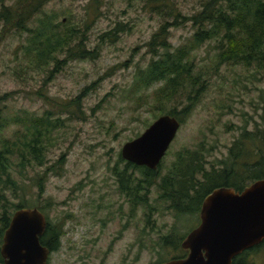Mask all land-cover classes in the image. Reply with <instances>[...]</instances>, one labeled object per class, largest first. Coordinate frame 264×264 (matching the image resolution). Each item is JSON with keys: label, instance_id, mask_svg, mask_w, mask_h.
I'll return each instance as SVG.
<instances>
[{"label": "rangeland", "instance_id": "374dc122", "mask_svg": "<svg viewBox=\"0 0 264 264\" xmlns=\"http://www.w3.org/2000/svg\"><path fill=\"white\" fill-rule=\"evenodd\" d=\"M21 5L19 0H0V13L4 6L15 10ZM180 6L189 15L199 9L198 0H180ZM42 10L56 15L55 21L64 26L79 30L86 47L97 50V57L62 62L66 57L60 53L59 64L56 60L40 64L28 53L30 32L21 26H34L38 15L31 20L0 17V95L12 93L7 100L8 114L27 110L34 116L49 112L60 118L51 134L45 164L28 168L21 179L24 190L8 189L10 203L3 200L0 205L9 208L27 198V207L44 206L52 222L69 216L61 246L50 255L48 264H154L181 255L183 250L176 249L175 243L199 224V214L178 217L169 203L159 199L155 186L151 210L144 205L134 208L120 192L114 171L124 168L125 161H120L124 144L167 114L155 109V86L134 96L131 93L135 71L151 59L146 42L161 19L149 12L145 0H46ZM118 24L124 29L116 40L101 39ZM192 29L190 23L172 28L170 41L180 44ZM217 44V40L207 41L194 51L208 87L163 158L165 173L183 147L204 143L207 167L212 168L229 159V148L245 129L264 131V72L239 64L217 66ZM86 86L89 92L82 101L83 117L77 104L68 103ZM185 103L173 100L166 108L180 111ZM13 130L12 125L7 133ZM245 144V150L256 148L252 141ZM63 154L64 165L57 162ZM13 170L14 175L18 173ZM41 175L45 184L42 195L36 185ZM13 204L10 211H14ZM171 234L174 243L164 246L162 238ZM244 260L264 264V245L251 250Z\"/></svg>", "mask_w": 264, "mask_h": 264}, {"label": "trees", "instance_id": "16d2710c", "mask_svg": "<svg viewBox=\"0 0 264 264\" xmlns=\"http://www.w3.org/2000/svg\"><path fill=\"white\" fill-rule=\"evenodd\" d=\"M19 1L22 5L15 10L14 7L4 6L0 17L16 15L21 19L31 20L33 15L34 19L38 15L34 26L28 28L21 25L30 32L27 51L36 57L38 63L46 64L56 60L59 64L60 53H64L66 57L62 62L97 57V50L86 47L85 37L83 34L79 36V30L64 26L62 22L55 21L56 15L42 10L46 0ZM145 1L149 12L157 15L161 24L146 42L152 56L146 66L135 71L131 93L134 96L155 86L152 99L157 103L155 109L161 113L175 116L181 123L192 113L208 87V80L196 64L194 51L207 41L218 42L217 66L226 63L239 64L253 66L264 72V0H198L199 9L190 15L183 12L180 0ZM188 23L193 28L192 34L175 46L170 41L172 28ZM123 29L124 27L118 24L114 29L102 34L101 39L107 37L114 41ZM88 92L89 86H86L68 103L69 106L72 103L77 104V110L83 117L85 112L82 101ZM11 95L10 92L0 95V202L6 200L7 204L10 201L6 191L24 190L25 186L21 183H24V180L21 179L26 175L28 168L45 164L51 134L60 121L59 117L55 118L49 112L42 116H34L27 110L8 114L7 100ZM178 99L185 100L184 107L180 111L176 107L167 110L166 106ZM149 100V97H146V101ZM12 125L14 130L8 134L7 131ZM248 141H252L256 148L245 150V143ZM229 150L227 161L221 160L219 164L209 168L204 143L195 148L183 147L175 153L166 173L162 170L163 161L156 169H150L128 162L120 155V161H125L124 168L114 170L119 190L132 202L134 208L144 205L150 211L153 207L151 192L155 186L159 190V199L169 203L168 207L173 209L178 217L185 214L200 215L202 202L213 189L230 186L242 191L253 181L264 178V131L257 129L255 133L245 129L242 138L235 141ZM57 162L64 165L65 154L61 155ZM13 168L18 172L15 175ZM36 185L42 195L45 191L44 175L37 179ZM12 204L9 208L6 204L3 207L0 205V208H3L0 213V262H3L1 244L5 230L14 211L27 207L29 199L23 198V201L13 204L14 211H10ZM35 207L44 212V206ZM68 218L67 215L64 220L52 222L47 216L48 224L41 236V243L51 251L60 248L65 234L63 226ZM172 237V234L164 236L163 245H169V241L174 243ZM183 239L184 236L177 240L176 249L178 246L182 249ZM263 245L264 241L251 249ZM182 254L171 259L180 258ZM171 259H162L154 264ZM241 259L244 260V256L238 255L233 264H243Z\"/></svg>", "mask_w": 264, "mask_h": 264}, {"label": "water", "instance_id": "95a60500", "mask_svg": "<svg viewBox=\"0 0 264 264\" xmlns=\"http://www.w3.org/2000/svg\"><path fill=\"white\" fill-rule=\"evenodd\" d=\"M181 127V121L163 114L146 130L127 141L122 157L139 166L156 169L167 154ZM48 224L38 207L14 211L1 244L0 264H48L51 250L41 243ZM264 241V178L242 191L221 186L206 195L200 223L182 242L189 250L183 258L159 264H232L235 257Z\"/></svg>", "mask_w": 264, "mask_h": 264}, {"label": "flooded vegetation", "instance_id": "af4514ba", "mask_svg": "<svg viewBox=\"0 0 264 264\" xmlns=\"http://www.w3.org/2000/svg\"><path fill=\"white\" fill-rule=\"evenodd\" d=\"M199 216H200V215H199ZM199 223H200V222H199ZM198 225H199V224H198ZM198 225H197V226H198ZM197 226H196V227H197ZM193 229H194V228H193ZM186 236H187V235H186ZM186 236H185V237H186ZM185 237H184V239H185ZM184 239H183V240H184ZM183 240L181 241V245H182ZM182 250H183L184 253L182 254V256H180V258L186 257V256L188 255V252H189V250L184 249L183 247H182ZM251 250H252V249H248V250L244 251L243 253H241L240 255H243V256H244V259H245L246 256L248 255V253L251 252ZM53 252H55V251H54V250L51 251V254H52ZM233 261H234V260H233ZM233 263H234V262H233ZM233 263H232V264H233ZM241 263L245 264L246 262H245V260L241 259ZM237 264H239V263H237Z\"/></svg>", "mask_w": 264, "mask_h": 264}]
</instances>
